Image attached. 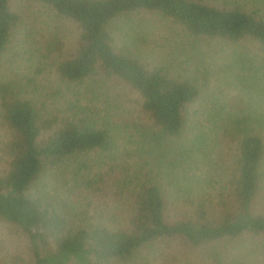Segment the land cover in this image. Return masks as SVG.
Masks as SVG:
<instances>
[{"label":"trees","instance_id":"obj_1","mask_svg":"<svg viewBox=\"0 0 264 264\" xmlns=\"http://www.w3.org/2000/svg\"><path fill=\"white\" fill-rule=\"evenodd\" d=\"M0 154L14 264H264V0H0Z\"/></svg>","mask_w":264,"mask_h":264},{"label":"rangeland","instance_id":"obj_2","mask_svg":"<svg viewBox=\"0 0 264 264\" xmlns=\"http://www.w3.org/2000/svg\"><path fill=\"white\" fill-rule=\"evenodd\" d=\"M129 28L134 31L135 36L138 39H146V41L141 44L144 49L149 50L152 56L151 60L156 57H161L160 53L162 50L174 47V41L176 38L170 35V26L167 21L160 18L158 15L150 12H138L130 15L129 17ZM70 29V28H69ZM71 30V29H70ZM61 32L60 34L64 33ZM68 32V31H66ZM71 33H66V37L63 39V49L62 53L53 55L52 58L58 62L61 57H67L71 52V43L74 39L70 40ZM161 48V49H159ZM201 51V49H199ZM102 79V78H101ZM104 89L102 91L107 94H115L121 91L119 85L112 83V81L107 82L104 79ZM51 104H54L52 101ZM133 110L137 111L138 107L131 106ZM1 156V154H0ZM2 157H0V160ZM3 162L0 161V164ZM171 257H176L177 260L175 264H187L193 258V255L184 249L171 248L169 250ZM32 254L30 253L28 241L22 237L14 228L9 225L0 223V264H14L15 259H20L22 261H30ZM194 260H199L200 256L193 258Z\"/></svg>","mask_w":264,"mask_h":264}]
</instances>
